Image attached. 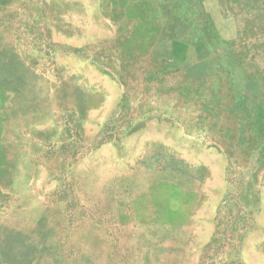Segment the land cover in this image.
Segmentation results:
<instances>
[{
  "label": "rangeland",
  "instance_id": "obj_1",
  "mask_svg": "<svg viewBox=\"0 0 264 264\" xmlns=\"http://www.w3.org/2000/svg\"><path fill=\"white\" fill-rule=\"evenodd\" d=\"M0 98V264H264V0H0Z\"/></svg>",
  "mask_w": 264,
  "mask_h": 264
},
{
  "label": "bare ground",
  "instance_id": "obj_2",
  "mask_svg": "<svg viewBox=\"0 0 264 264\" xmlns=\"http://www.w3.org/2000/svg\"><path fill=\"white\" fill-rule=\"evenodd\" d=\"M1 99V98H0ZM106 187V186H105ZM107 188V187H106ZM110 193V192H109Z\"/></svg>",
  "mask_w": 264,
  "mask_h": 264
}]
</instances>
